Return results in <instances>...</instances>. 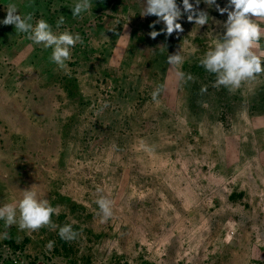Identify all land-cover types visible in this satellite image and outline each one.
<instances>
[{
  "label": "crops",
  "instance_id": "1",
  "mask_svg": "<svg viewBox=\"0 0 264 264\" xmlns=\"http://www.w3.org/2000/svg\"><path fill=\"white\" fill-rule=\"evenodd\" d=\"M41 1L45 0H14L12 3L22 15L30 14L33 17L31 21L33 24L37 21L36 17L41 16V12L44 15L49 14L51 17L49 24L55 32L67 29L78 33L82 40L72 48L71 59L64 67H60L51 59V48L34 44L28 39L27 33L15 31L14 25L0 24V206L18 201L22 195L21 190L37 185L43 197L57 208V213L53 214L50 224L35 230L22 228L19 222L7 225L0 220V245L8 242L22 248L32 260L42 256L39 264H87L88 257L84 256V248L74 249V239L69 241L60 237L61 226L76 223L72 226L76 231L75 237L80 240H89L95 235L96 239L105 240L109 237L119 242L137 238L136 228L131 227L128 231L127 225H135L139 220L150 222L153 226L181 223L180 237L182 240H191L188 247L192 250L191 254L187 252L184 254L183 264H205L201 261L202 242L208 239L215 240L219 233H222L219 239L226 235L227 224L228 227L231 225L234 232V235L230 233L233 237L234 244H231L233 246L223 247L225 253L229 257L231 255L228 264H244V259L251 254L253 235L259 236L260 230L264 228V204L258 202L257 208L253 209L255 214L251 217L249 215L251 211L248 213L247 210L249 202L246 199L252 197L250 191L252 187L240 186L241 189L238 191L240 193L237 191L235 193L238 184L230 185L229 180L221 176L233 177V171H237L233 170V167L239 166L237 161L242 159L241 163L247 161L248 164L255 156H258L264 169V73L246 81L247 88L245 87L244 93L240 95V105L234 110L231 109L236 117L235 128L239 126L243 130L247 129V133L240 135L236 130L230 141H227V136H222L219 131L216 136L200 134L194 137L192 142L199 146L191 147L185 142L188 150L183 154L179 151V144L172 147V151L166 150L162 161L158 163L160 167L156 169V163H151V170H147L145 180L139 185L143 192L153 194L149 201L146 199L144 202L140 199L137 193L138 183L132 178L134 175L132 166L137 162V158H131L130 163L127 161L124 163L120 160L122 148L117 152L111 145L114 144L118 148L119 140L124 139L116 137V142H107L111 146L108 147L109 160L106 169L108 172L104 175L114 176L112 194L108 195L113 201V211L112 216L104 221L96 203L99 198L96 184L89 181V176L96 173V170L101 171L102 168L99 166L98 169L93 161L86 160L89 149L86 148L85 142L89 113L95 94L98 89L100 90L98 82L107 79L114 83L118 91L113 96V103L117 102V105L122 107L126 104L127 97L136 93L134 82L137 81V70L133 66L138 60L136 49L141 46V49L145 47L148 52L157 51V46L164 47L161 44L163 41L160 39L161 45H158L156 41L151 43L149 37L150 42L140 44L137 35L132 37L133 30L130 27L127 32L126 25L122 23V16L126 13L138 17L140 11L138 4L130 5L128 0H126L128 8H123L125 4L121 3L118 7H109L110 10L101 6L100 9L90 8L80 16L72 14L77 0H48L52 1V14L49 8L47 12L45 7L47 4ZM90 3L92 5L95 1L90 0ZM217 4L220 7H227L228 0H217ZM199 8L206 11L210 17L206 25L200 26L189 22L187 14L181 19L184 29L181 32V53L185 52L183 54L185 64L191 62L189 57L192 51L196 52L199 49V46L212 47L213 39L223 32V22L227 19V14L221 15L215 4L209 7L201 0ZM6 13L7 11L2 14L0 12V20ZM61 16L64 17L65 23L57 27V21ZM254 19L264 27V18ZM138 20L135 19V22ZM128 24H131L130 19ZM142 26L144 29H153L150 24ZM201 31L209 32L208 44L201 45L202 36L196 39L194 34H188ZM192 41L194 43H191ZM255 51L258 54L264 52V37L261 38L260 47ZM140 55L150 59L149 55L142 52ZM200 57L198 54L192 58L200 63ZM160 59L152 60L156 64ZM131 81L133 87L127 90L128 86H131L129 84ZM219 89L213 87L209 92L216 109L223 102H229L224 99L225 97L231 98V93L228 94L231 92L229 89L221 91L222 95L218 94ZM236 98L238 99V95ZM199 122L201 126V121ZM107 140L112 139L109 137ZM202 145H207L208 148L199 152L198 149ZM152 153L151 151L150 157ZM185 155H187L185 160H193L199 155L204 159L202 165L209 161L215 168L211 167L209 171H206L205 167L190 169L187 165L189 162L181 163ZM248 172L247 170L246 174ZM122 175L132 176L128 184H122ZM207 175L210 183L215 185L203 181ZM117 178L120 180L119 184ZM260 182L261 180L256 178L254 181L256 188L253 189L262 197L257 190H264V183ZM222 194H225L223 200ZM247 196L249 197L246 198ZM217 198L222 200L220 211L227 209V215H223L227 221L220 230L217 220H214L218 211H211L218 203ZM241 206L246 210H238L242 217L239 223H236L235 219L228 216L233 214L231 210L234 207ZM75 209H81V215ZM176 211L180 214L182 211V218L181 215L171 217L170 214ZM101 223L117 228L108 234L99 232L97 225ZM165 227L162 229L166 230ZM151 230L149 232H152ZM155 231H158L157 227ZM158 234L159 232L156 233ZM50 241L54 242L51 248L47 247ZM170 246L169 243L168 247ZM181 256V252L172 256L171 251H168L166 257L171 259Z\"/></svg>",
  "mask_w": 264,
  "mask_h": 264
},
{
  "label": "rangeland",
  "instance_id": "2",
  "mask_svg": "<svg viewBox=\"0 0 264 264\" xmlns=\"http://www.w3.org/2000/svg\"><path fill=\"white\" fill-rule=\"evenodd\" d=\"M12 1L14 0H0L1 14L7 11L6 8H8ZM94 1L95 3L92 4L94 6L91 5V8L100 9L102 6L106 7V10H110V3L113 0ZM41 3L47 4V6H45L47 8V12L49 10L50 13L53 12L51 11L52 1L45 0L41 1ZM120 3L125 4L123 8H128L129 6H126V0H118L113 7L120 6ZM128 3L130 5L134 3L138 4L137 7H139L140 11L138 17L136 15L132 17L126 13L122 16V23L126 25L127 32L129 30L128 27H130V29L133 30L132 37L137 35V40L140 44L143 42H150L148 40L150 37L151 43L156 41L158 45L163 44L165 48L157 46V51L151 50L149 52L146 51L147 49L145 47H142L141 49V46L136 49V57L138 60L136 58L137 62L133 65L137 70V81L134 82L136 93L135 95H129V98L127 97L126 100V104L122 107L119 104L117 105V102L116 104L113 103V96L115 95V92L118 91L114 83L107 79H102L98 82L100 90L98 89L96 92L92 103V110L89 113V125L85 138V142L87 144L86 148L89 149L86 160L93 161L94 166L98 169L99 166L102 168L101 171L96 170V173L89 176V181L96 184L97 189H102V191L97 192L98 197L102 195L109 197L108 195L112 194L114 176L104 175L108 172V170H106L107 162L109 160L108 147L111 145L116 148L117 152L121 151L119 148H122L120 160L124 163L126 161L127 163H130V160L132 161L131 158H137V162L133 163L132 166L134 175L131 177L135 178L136 183H138L137 186H139L141 182L145 180L147 170H151L152 164L156 163L155 167L157 169L159 166L158 163L162 161L161 159L163 158V155L165 156L166 150L172 151V147L175 145L179 144V151L183 154V152L188 150V145L184 144L185 142L190 144L191 147L199 146V144H194L192 142H194V137H198L200 134L203 136H216L217 131H219L222 136H227V141H230L233 139V133H236V130L240 135L242 133L245 134L248 131L247 129L243 130L239 126L235 128L236 125L234 124L236 117L235 113L231 111V109L234 110L238 105H240V95L244 93L245 87L247 88L246 81L238 89L228 93H231V98H224L229 100L228 103L223 102L220 107L218 106L216 109V104L214 105L209 92L213 89V87L220 88L218 90V94L222 95L221 91H224L226 87L216 86L215 83L212 84L216 80L215 75L208 73L200 63L196 62V59L192 58L194 56L197 57L198 54H200L201 57L199 59H202L203 55L207 50H209V48L200 47L195 40L199 49L196 52L192 51V54L194 55L191 54V58L189 57L191 62L186 64L183 63L179 66L170 65L167 60L169 54L179 52V54L183 56L185 53H181V32H174L171 36H168L166 33H162L153 39L149 33L155 29L160 31L164 28V24L161 22L156 24L151 30L144 29L142 25H152L158 18L151 15H140L141 11L145 7L144 0H128ZM60 11L64 12L63 10ZM6 14L3 18L1 17V19H4ZM66 16L67 18H70V16ZM36 19L37 21L39 19H46L47 21L50 19L49 23L51 22L49 14L44 15L42 12L41 16L36 17ZM129 19L131 22L130 25L128 24ZM135 19L139 20L135 22ZM121 27L125 29L123 25H121ZM188 34H194L196 39H199L202 36L203 40H201V45L209 43V32L201 31V33L197 32ZM192 38L193 37L191 36V39ZM160 39L163 41L161 44L159 43ZM191 43L194 42L192 41ZM140 52H142V54L149 55L150 59H145L143 55H140ZM162 57L165 59H162ZM152 59H160V62L155 64ZM128 66L129 64L127 63V67ZM179 71H183L185 74H190L192 78L188 79L186 75L185 78L181 79L178 75ZM129 84H131V86H128L127 90L132 89L133 87L132 81L129 82ZM236 95H238L239 100L236 98ZM253 115L254 114L252 113V116ZM255 120H257V118ZM199 121H201V126H199ZM255 131H257V129H255ZM109 137L112 140H107ZM116 137H122L124 139V141L119 140L120 144H117L118 148L114 144L110 145L107 143L116 142ZM251 140H253L252 136ZM205 148H208L207 145H202V147H199L198 151L201 152ZM151 151L153 153L150 157ZM247 153L249 154L248 151ZM186 157L187 155H185L184 160H182L181 163L189 162L187 165L190 169H202L205 167L206 171H209L211 167H213V169L215 168V165L213 164L214 166H212V163L209 161L206 162L205 165H202L204 159L199 155H197L195 157L196 159L194 158L193 160H185ZM241 160L236 162L237 165H239L238 168L233 167V170L237 169V171H233V177L230 175L221 177L225 180H229L230 185L238 184V187L235 189V193L236 191L237 193H240L238 192L241 189L239 188L240 186L242 188L252 187L250 190L252 197L250 199H246V201L249 202L247 210L248 213L251 211L249 215L252 217L253 214H255V210L253 211V209L258 206L257 203L262 202L264 204V190H262V192L260 189H257L262 196L260 197L257 194V191L253 189L256 188L254 185L256 178L264 183V169L258 156H255V158H253L248 164H246L247 161H243L244 163H241ZM180 167L183 169L182 165H180ZM247 170L249 171L248 174H246ZM212 173H214V171H212ZM208 176L209 175H207V178L203 179L205 183H210ZM131 177L122 175V184H128ZM236 180H238V182ZM119 183L120 180L117 178V184ZM138 188L139 190L137 193L140 195V199L144 202L146 199L149 201L153 194L143 192L144 190H140V186ZM214 188L215 187H213V189ZM104 189L109 191H105ZM223 195L225 194L221 195L222 200L224 199ZM248 197L249 196L246 198ZM217 200V205L212 207L211 211H218L215 213L217 214V217L215 215L214 217H216V219L214 220H217V226L220 230L227 221V218L223 216L224 214L227 215V209L224 208L220 211V204L222 203V200L220 198H217ZM239 209L246 210L242 206L234 207L233 210H231L233 214L228 216L235 219L236 223H239V219L242 217L241 212H238ZM75 211L78 212L79 215L82 213L81 209H75ZM170 215L171 217L174 215H181L182 218L183 213L181 211L180 214V212L176 211ZM260 220H262V217H260ZM75 224L76 223H73L72 225ZM131 227L136 228L137 238H135V240L133 238H129L128 240L118 242L109 237L105 240L96 239L94 237L95 235H92L89 240H80L75 237L73 240L74 249H77V247L81 249L84 248V256L87 255L86 257H88L87 264H183L184 254L186 252L188 254L192 253L191 247H188L191 240H182L180 237V234L182 235L181 223L177 225L156 224V226H153L150 222L146 223L144 220H139L137 223L135 222V225H127V230L130 231ZM155 227L158 228V231H155ZM162 227H165L166 230L162 229ZM97 228L99 229V232H106L108 234L112 233L117 226L114 227V225L101 223L97 225ZM225 228H227L225 230L226 235H222L220 239L219 235L222 233H219V235L216 236L217 240L215 239L212 241L208 239L207 241L204 240L205 242H202L201 255L203 256V259L201 261H203V263L228 264L231 255L229 257L225 253V249H223V247H231L233 246L231 244H234V242L233 237L230 235V232L232 231L231 225L228 227L226 224ZM150 229H152V232H149ZM77 231L80 233L79 230ZM216 231L218 230L216 229ZM157 232H159L158 235H156ZM259 233V236L253 235L250 246L252 249L251 254L244 259V264H264V228L261 229ZM169 243L171 245L170 248L168 247ZM81 244L83 246H81ZM192 244H194V242ZM168 251H171L172 256L181 252L182 256L168 259L166 257L168 255ZM30 261L32 262L33 260L31 259Z\"/></svg>",
  "mask_w": 264,
  "mask_h": 264
},
{
  "label": "clouds",
  "instance_id": "3",
  "mask_svg": "<svg viewBox=\"0 0 264 264\" xmlns=\"http://www.w3.org/2000/svg\"><path fill=\"white\" fill-rule=\"evenodd\" d=\"M145 7L141 16H156L158 19L150 27L163 23L160 31H151L154 39L162 33L171 36L174 32H183L180 23L182 17L187 14V20L195 25L204 26L209 22V15L201 10V0H144ZM209 7L217 6L221 15L227 14L223 22V32L219 33L212 41V47L206 51L200 60L202 67L216 77V86H224L230 91L238 89L245 81L255 79L257 74L264 73V52L255 51L260 47L261 38L264 37V27L255 22L254 18H264V0H228L227 7H220L217 0H203ZM91 8L90 0H77L72 14L80 16L82 12ZM33 17L22 15L15 4L7 8L6 17L0 20L2 25H14L15 31L27 33L28 39L34 44H42L45 48H51V59L60 67L71 59L72 48L81 42L78 33L65 29L59 33L46 19H39L33 24ZM64 23L61 16L57 21V27ZM168 63L173 66L182 65L184 57L179 52L168 55ZM181 79L190 74L179 71ZM155 95V93H154ZM98 192L102 189L98 188ZM21 198L18 201L0 206V220L12 225L19 222L22 228L39 229L51 223L53 214L57 213L48 199L39 192L37 185L21 190ZM101 219L106 221L112 216L113 201L107 196H100L96 201ZM19 213V221H17ZM59 235L64 240H73L76 232L72 224H66L59 228ZM52 241L47 247L53 246Z\"/></svg>",
  "mask_w": 264,
  "mask_h": 264
},
{
  "label": "built area",
  "instance_id": "4",
  "mask_svg": "<svg viewBox=\"0 0 264 264\" xmlns=\"http://www.w3.org/2000/svg\"><path fill=\"white\" fill-rule=\"evenodd\" d=\"M118 0L111 1V7L115 5ZM231 235H234V232H230ZM42 256H38L32 262L25 251L22 248L15 247L8 242H4L0 245V264H39Z\"/></svg>",
  "mask_w": 264,
  "mask_h": 264
},
{
  "label": "trees",
  "instance_id": "5",
  "mask_svg": "<svg viewBox=\"0 0 264 264\" xmlns=\"http://www.w3.org/2000/svg\"><path fill=\"white\" fill-rule=\"evenodd\" d=\"M146 264H155V263H146Z\"/></svg>",
  "mask_w": 264,
  "mask_h": 264
}]
</instances>
